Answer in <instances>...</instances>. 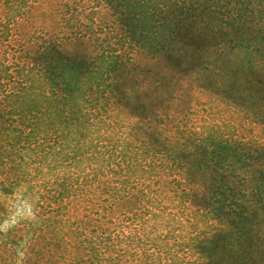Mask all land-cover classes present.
Wrapping results in <instances>:
<instances>
[{
	"label": "rangeland",
	"instance_id": "1",
	"mask_svg": "<svg viewBox=\"0 0 264 264\" xmlns=\"http://www.w3.org/2000/svg\"><path fill=\"white\" fill-rule=\"evenodd\" d=\"M7 1L10 73L46 42L92 70L117 63L111 98L90 104L104 110L80 138L93 142L76 150L108 156L106 169L71 175L68 160L3 196L0 264H200L196 242L225 230L210 207L232 203L264 232V0Z\"/></svg>",
	"mask_w": 264,
	"mask_h": 264
},
{
	"label": "trees",
	"instance_id": "2",
	"mask_svg": "<svg viewBox=\"0 0 264 264\" xmlns=\"http://www.w3.org/2000/svg\"><path fill=\"white\" fill-rule=\"evenodd\" d=\"M114 65L106 61L92 70L89 61L64 55L50 42L43 43L30 61H23L18 73L0 65V199L59 175L58 165L68 160L71 175L82 163L90 165L92 173L104 172L108 156L96 153L86 158L76 150L93 142L91 137L80 138L90 133L88 123H94L104 111L102 106L97 109L90 104L111 98L104 82L110 80ZM65 190L52 191L53 204L64 199ZM54 209L49 207L46 219L55 217ZM209 213L225 224V230L196 242L194 247L203 256L200 264H254L264 257V232L249 203L212 206ZM222 235L239 240L223 243ZM212 249L224 252L223 258H213L208 251Z\"/></svg>",
	"mask_w": 264,
	"mask_h": 264
}]
</instances>
